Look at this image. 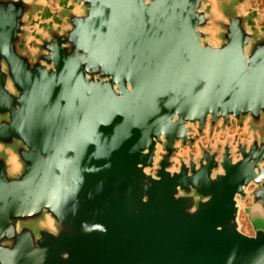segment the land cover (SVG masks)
<instances>
[{"label":"water","instance_id":"obj_1","mask_svg":"<svg viewBox=\"0 0 264 264\" xmlns=\"http://www.w3.org/2000/svg\"><path fill=\"white\" fill-rule=\"evenodd\" d=\"M246 1L0 0V264H264ZM233 119L250 139L178 154Z\"/></svg>","mask_w":264,"mask_h":264},{"label":"rangeland","instance_id":"obj_2","mask_svg":"<svg viewBox=\"0 0 264 264\" xmlns=\"http://www.w3.org/2000/svg\"><path fill=\"white\" fill-rule=\"evenodd\" d=\"M54 3V2H53ZM55 4V3H54ZM248 2H246V7L248 6ZM253 6H258L259 11L261 13L264 12V0H252ZM258 22L260 24H264V19H259ZM238 138H251V135L248 133L247 129L242 126H238L235 119H233V123L229 125L227 128L223 129L221 127H217L213 130L207 129L206 133L200 137L198 143L193 146H181L178 154L183 157H188L190 153L198 154L200 152V143L205 145L217 146L219 144H223L228 139L233 144L236 143ZM178 158L176 160V164L178 165ZM239 221L241 223V229L246 233H254L252 224L248 218V215L243 211L242 216H239Z\"/></svg>","mask_w":264,"mask_h":264},{"label":"crops","instance_id":"obj_3","mask_svg":"<svg viewBox=\"0 0 264 264\" xmlns=\"http://www.w3.org/2000/svg\"><path fill=\"white\" fill-rule=\"evenodd\" d=\"M246 2H248V3H251V4H252V0H247ZM263 19H264V16H263Z\"/></svg>","mask_w":264,"mask_h":264},{"label":"flooded vegetation","instance_id":"obj_4","mask_svg":"<svg viewBox=\"0 0 264 264\" xmlns=\"http://www.w3.org/2000/svg\"><path fill=\"white\" fill-rule=\"evenodd\" d=\"M247 203H248V201H247ZM243 211H244V210L242 209L241 212H240V216H242Z\"/></svg>","mask_w":264,"mask_h":264}]
</instances>
